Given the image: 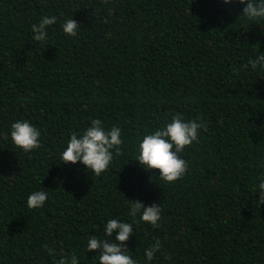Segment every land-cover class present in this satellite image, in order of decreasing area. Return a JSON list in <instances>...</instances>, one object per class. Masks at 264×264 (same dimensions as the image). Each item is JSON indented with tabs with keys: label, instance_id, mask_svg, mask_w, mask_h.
<instances>
[{
	"label": "trees",
	"instance_id": "16d2710c",
	"mask_svg": "<svg viewBox=\"0 0 264 264\" xmlns=\"http://www.w3.org/2000/svg\"><path fill=\"white\" fill-rule=\"evenodd\" d=\"M258 2V0H257ZM239 0H0V264H57L75 254L100 264L109 219L133 225L136 264H264V19ZM55 16L47 40L32 25ZM75 19L76 36L63 24ZM236 69V71H233ZM177 113L207 125L179 155L174 183L136 160L143 136ZM100 119L124 141L99 177L61 162L72 132ZM27 120L41 133L30 152L11 139ZM48 192L43 207L28 196ZM255 190L256 194L251 193ZM138 200L161 208L159 227L132 217ZM161 249L146 261L145 249ZM54 249L49 255L43 245ZM170 257V258H166Z\"/></svg>",
	"mask_w": 264,
	"mask_h": 264
},
{
	"label": "clouds",
	"instance_id": "9594fccd",
	"mask_svg": "<svg viewBox=\"0 0 264 264\" xmlns=\"http://www.w3.org/2000/svg\"><path fill=\"white\" fill-rule=\"evenodd\" d=\"M231 2L232 0H223L225 4ZM239 3L245 5L242 14L249 21L255 22L264 19V0H258V2L257 0H239ZM56 20L55 16H44L37 24L32 25L33 39L37 42L46 41L48 27ZM79 27L78 22L71 18L63 24V31L67 35L76 36ZM249 65L253 70L258 66L264 67V54L249 60L243 67L247 68ZM201 129L207 131V125L198 119L185 121L182 114L177 113L165 126L143 136L139 143V156L136 160L147 170L158 169L159 177L163 181L174 183L181 179L188 169L187 162L179 154L194 141L199 142L198 137ZM10 135L13 143L25 152H30L41 146L40 131L27 120L14 122L11 125ZM123 142L119 127L113 126L110 130H106L100 119H92L90 126L79 135L77 132H72L66 148L61 154V162L75 164L79 161L87 169H90L91 174L99 177L109 170V165L113 161V150L117 155L121 153L120 145ZM259 190L256 198L260 205L264 203V180L260 182ZM251 193L256 194V191L253 190ZM47 199V191H34L27 198V206L32 209L41 208ZM136 201L137 203L131 205L129 214L136 217L137 213L141 212L140 219L142 221L159 227L158 222L161 219L162 211L159 205L145 206L138 200ZM104 232L106 237L111 238L115 232V239H98L92 236L87 242V250H99L100 264H136V261L127 254L126 248V242L133 234V225L122 220L109 219L104 226ZM43 247L49 255L55 254L54 249L47 244ZM160 249L159 240L150 248L145 249L146 261H151ZM57 264H79V262L76 255L73 254L70 259L61 258Z\"/></svg>",
	"mask_w": 264,
	"mask_h": 264
}]
</instances>
